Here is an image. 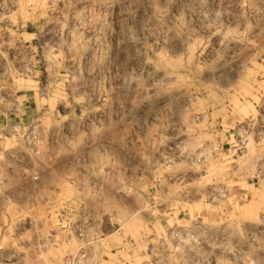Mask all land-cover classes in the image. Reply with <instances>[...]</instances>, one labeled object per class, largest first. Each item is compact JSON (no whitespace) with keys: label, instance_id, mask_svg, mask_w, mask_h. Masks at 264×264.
Wrapping results in <instances>:
<instances>
[{"label":"rangeland","instance_id":"1","mask_svg":"<svg viewBox=\"0 0 264 264\" xmlns=\"http://www.w3.org/2000/svg\"><path fill=\"white\" fill-rule=\"evenodd\" d=\"M84 253L264 264V0H0V264Z\"/></svg>","mask_w":264,"mask_h":264},{"label":"built area","instance_id":"2","mask_svg":"<svg viewBox=\"0 0 264 264\" xmlns=\"http://www.w3.org/2000/svg\"><path fill=\"white\" fill-rule=\"evenodd\" d=\"M223 194V191L221 192ZM85 253L81 254V256H79L77 259L76 258H72L71 261H67L66 264H84L83 260L85 258Z\"/></svg>","mask_w":264,"mask_h":264}]
</instances>
